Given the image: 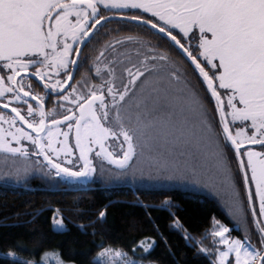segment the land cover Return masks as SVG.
<instances>
[{
  "label": "snow or ice",
  "instance_id": "snow-or-ice-1",
  "mask_svg": "<svg viewBox=\"0 0 264 264\" xmlns=\"http://www.w3.org/2000/svg\"><path fill=\"white\" fill-rule=\"evenodd\" d=\"M113 22L150 32L190 61L215 101L219 131L182 67L138 33L116 29L92 58L99 83L89 71L74 79L86 63L81 50ZM33 179L66 188L128 185L136 193L190 179L221 197L235 222L230 229L213 219L205 236L211 247L196 241L197 256L209 264H264V0H0V185ZM106 214L99 212L101 222ZM53 222L65 229L63 217ZM172 227L182 230L178 218ZM236 228L244 239L231 235ZM155 246L151 238L137 245L144 255ZM97 247L92 264L144 258L135 248L136 259ZM27 252L17 245L0 261L66 264L59 251L39 261L24 259Z\"/></svg>",
  "mask_w": 264,
  "mask_h": 264
},
{
  "label": "trees",
  "instance_id": "trees-1",
  "mask_svg": "<svg viewBox=\"0 0 264 264\" xmlns=\"http://www.w3.org/2000/svg\"><path fill=\"white\" fill-rule=\"evenodd\" d=\"M116 29H120L121 35L138 33L167 51L171 58L177 60L180 57L177 49L144 29L125 28L115 23L107 26L105 35L96 37L87 46L89 50L83 54L85 65H91L92 58L98 55L104 44L117 35ZM186 64V79L202 98L211 116L202 79L187 60ZM83 72L85 66L77 74L79 79ZM90 75L95 82L98 81L94 74L90 72ZM214 126L219 131V124ZM233 165L235 171L236 165ZM54 185L55 181L41 179H33L27 186L0 185V254L23 245L28 249L23 254L24 259L39 261L45 251L55 250L62 254L66 263L92 264L102 250L97 245L103 244L104 247L120 248L137 258L133 255L135 248L137 254L144 256L143 260L156 264H209L206 257L197 256L196 241L211 246V238L205 236L212 230L213 219L227 225L234 224L215 198L180 186L136 193L128 185L107 187L92 184L72 188ZM165 201L172 205L170 209L163 206ZM105 209L106 220L101 222L98 214ZM58 215L63 217L64 230H56L53 226V218ZM174 217L179 219L182 230L172 227ZM184 230L194 238L192 241L186 242L182 234ZM94 232L96 235H92ZM237 233L243 235L242 230ZM145 238L156 241V246L147 255L137 247Z\"/></svg>",
  "mask_w": 264,
  "mask_h": 264
},
{
  "label": "rangeland",
  "instance_id": "rangeland-1",
  "mask_svg": "<svg viewBox=\"0 0 264 264\" xmlns=\"http://www.w3.org/2000/svg\"><path fill=\"white\" fill-rule=\"evenodd\" d=\"M205 107H206V106H205ZM206 109H207V108H206ZM209 119H210V120L213 122V124H214V121H213V119H212V116H209ZM70 139H71V138H70ZM188 151L194 152L195 149L189 147V148H188ZM233 166H234V165H233ZM180 187L187 188V189H191V190H194V191H196V192H201V193L207 194V195H209V196L215 198V199L219 202V204H220V206L223 208V210L226 212V209L224 208V205H223V202H222L221 197H219V196L213 194L208 188H205V187H203L202 185L192 184L190 179H189L188 181L182 182V184L180 185ZM226 213H227V212H226ZM55 217H57V216H55ZM215 220H217V219H215ZM219 221H220V220H219ZM220 222H221V224H224L225 226L229 227L230 229H234V228H235V222H234V221H233V222H234L233 225H227V224H225V223L222 222V221H220ZM64 225H65V223H64ZM53 226H54V228H55L56 230H60V229H57V228L55 227L54 222H53ZM238 231H240V229L236 228L235 230H233V231L231 232V235H232L233 237H236V238H239V239H244V235H241L240 233H237ZM249 231H250V239H251L252 243L255 244L257 247H259V243H257L259 240H258L257 234H256V232H255V230H254V228H253V225L251 224V219H250V218H249ZM107 247H112V248H115V249H120V248H116V247H113V246H107ZM210 247H211V246H210ZM123 251H124V250H123ZM125 252H127V251H125ZM127 253H128V252H127ZM128 254H129V253H128ZM97 256H98V254H97ZM97 256H96V257H97ZM129 256H132V255L129 254ZM96 257H95V259H96ZM132 257H133L134 259H136V257H134V256H132ZM66 264H72V263H66ZM141 264H156V263L151 262V261H145V260H142V261H141ZM230 264H232V260H231V258H230Z\"/></svg>",
  "mask_w": 264,
  "mask_h": 264
},
{
  "label": "flooded vegetation",
  "instance_id": "flooded-vegetation-1",
  "mask_svg": "<svg viewBox=\"0 0 264 264\" xmlns=\"http://www.w3.org/2000/svg\"><path fill=\"white\" fill-rule=\"evenodd\" d=\"M116 22H113V23H110L108 25H111V24H115ZM99 27V26H98ZM150 35H152L150 32H148ZM106 34V31L105 29H102L100 34L97 36V37H100V36H103ZM176 49V48H175ZM89 50V48H83L81 51H82V54H84V52L86 53V51ZM180 53V52H179ZM193 54L195 55L196 54V51H195V48H193ZM170 55V54H169ZM171 57V55H170ZM173 59V58H172ZM179 66L182 67V69L186 70V58L180 53V57L175 60L173 59ZM188 61V60H187ZM190 63V61H188ZM190 66L192 69H194V66L190 63ZM207 67V66H206ZM90 68H91V65L89 64H86L85 65V71H89L90 72ZM195 70V69H194ZM196 72V71H195ZM77 77V78H76ZM201 78V77H200ZM74 79H79L78 78V75L77 74H74ZM202 79V78H201ZM97 83H99V81H96ZM203 83V82H202ZM32 85H33V89L36 91V92H39L41 95H44V90L42 88V86L40 85V83L38 81H36L35 79H33L32 81ZM204 85V84H203ZM204 87L206 88V85H204ZM207 91V89H206ZM207 99H206V102L209 104V109H210V115L212 116V119L214 121V124L215 123H218V113L216 112V108H215V101L214 99L211 97L210 93L207 91ZM56 100V97H50L49 100H46V108L47 109H50L54 106V101ZM219 124V123H218ZM111 150V149H110Z\"/></svg>",
  "mask_w": 264,
  "mask_h": 264
}]
</instances>
